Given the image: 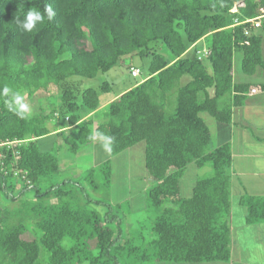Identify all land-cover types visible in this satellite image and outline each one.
I'll list each match as a JSON object with an SVG mask.
<instances>
[{
	"label": "trees",
	"instance_id": "16d2710c",
	"mask_svg": "<svg viewBox=\"0 0 264 264\" xmlns=\"http://www.w3.org/2000/svg\"><path fill=\"white\" fill-rule=\"evenodd\" d=\"M30 10L44 19L26 31L16 20ZM263 41L264 0H0V264L228 263L231 147L210 149L201 115L230 125L233 108L254 88L250 78L262 75L256 88L264 92ZM135 56L149 62L133 86L106 100L100 94L111 91L108 82L81 87ZM126 68L131 76L135 68ZM5 87L22 99L54 88L57 106L48 114L12 111ZM50 136L61 143L43 147ZM97 139L106 160L56 180L57 150L75 155ZM138 144L155 212L154 238L141 246L124 237L115 207L91 196L95 174L109 186L111 158ZM190 165L212 174L197 177L183 198ZM236 207L244 226L264 232V196L243 194Z\"/></svg>",
	"mask_w": 264,
	"mask_h": 264
},
{
	"label": "rangeland",
	"instance_id": "374dc122",
	"mask_svg": "<svg viewBox=\"0 0 264 264\" xmlns=\"http://www.w3.org/2000/svg\"><path fill=\"white\" fill-rule=\"evenodd\" d=\"M240 4L236 3L238 7ZM235 11V10H233ZM205 42L202 45L205 47ZM164 57L170 58L168 51L162 46L159 50ZM262 52L264 57V41L262 45ZM149 59L146 57L139 58L135 56L132 59L125 60L123 65L120 64L114 70L100 73L94 79L84 80L82 88H97L102 82H108L111 85V91L108 94H100L101 100L110 99L115 94L123 89L139 82L146 78L147 66ZM240 54L233 55V72L239 73ZM132 65L139 71L137 78H131L127 66ZM258 78V77H257ZM258 80V79H256ZM57 96L55 89L50 88L46 92L39 91L31 98L22 99L24 105H27V113H44L48 114L50 107L57 106ZM55 106V107H56ZM201 118L206 123L212 139L210 142V149L218 146L214 139V126L216 122L205 114ZM55 118L50 120L54 122ZM55 123L62 127L66 123L64 120L56 119ZM50 125H52L50 123ZM53 143H61L55 138H48L43 142V147L50 148ZM100 144V143H99ZM95 143H88L81 147L75 154H70L66 148L57 150V155L60 161V173L56 180L62 181L66 179H76L85 173L87 169L97 166L102 161L106 160L107 155H97V146ZM104 145V144H103ZM105 146V145H104ZM99 147V146H98ZM45 148V149H46ZM104 155V158H100ZM111 182L109 186L103 184V174L96 173L94 176L97 189L91 196L94 199L102 200L104 203H109L115 207L114 213L122 219V231L125 238L130 239L135 245H142L145 242L151 241L154 236L149 229L152 225L155 212L149 209L147 204L146 192L151 186L149 176L144 171L143 166V147L138 144L126 152L111 158ZM192 171V173H191ZM212 174L209 166H205L202 170H197L194 166L187 167L185 178L209 177ZM186 191H183L184 194ZM184 196V195H183ZM4 202V201H3ZM103 213L104 209L97 208ZM241 227V226H240ZM142 229V233L140 232ZM235 229L232 233L231 242V258L228 263H200V264H264V232L259 225L242 226ZM142 235V236H141ZM142 237V238H141ZM122 264H192V263H175V262H158L148 263L126 258Z\"/></svg>",
	"mask_w": 264,
	"mask_h": 264
},
{
	"label": "crops",
	"instance_id": "0c3cea01",
	"mask_svg": "<svg viewBox=\"0 0 264 264\" xmlns=\"http://www.w3.org/2000/svg\"><path fill=\"white\" fill-rule=\"evenodd\" d=\"M249 81L256 88L263 81V76L256 75ZM216 124L213 131L218 146L229 143L231 147L232 210L230 226L231 233H233L238 227L239 230L242 226L244 227V212L236 207L239 196L243 194L264 196V92L256 88V93L248 94L243 106L233 108L230 125ZM93 143L95 145L100 143L99 147L97 146V155L99 152V154H103L105 142L97 139ZM193 183V178L184 180V176L182 177L180 191L183 198L190 196ZM183 191L186 192L182 194Z\"/></svg>",
	"mask_w": 264,
	"mask_h": 264
},
{
	"label": "clouds",
	"instance_id": "9594fccd",
	"mask_svg": "<svg viewBox=\"0 0 264 264\" xmlns=\"http://www.w3.org/2000/svg\"><path fill=\"white\" fill-rule=\"evenodd\" d=\"M46 11L48 19L51 20L52 17L55 15V13L51 9V6H47ZM43 19V15L38 10H30L26 13L25 19L23 21L17 19L16 24L23 30L31 31L36 26V24L38 22H42ZM3 94L9 97L8 107L10 108V110L16 111L14 105H19L22 109L27 110V105L22 104V97L20 95L13 92L7 87L3 89Z\"/></svg>",
	"mask_w": 264,
	"mask_h": 264
},
{
	"label": "built area",
	"instance_id": "2783aa9c",
	"mask_svg": "<svg viewBox=\"0 0 264 264\" xmlns=\"http://www.w3.org/2000/svg\"><path fill=\"white\" fill-rule=\"evenodd\" d=\"M257 26H258V24H255V27H257ZM205 54H206V52H205ZM131 76L135 77V78L138 77L139 76V71L136 70V69H132L131 70ZM254 93H256V90L253 88V89H251L250 94H254Z\"/></svg>",
	"mask_w": 264,
	"mask_h": 264
}]
</instances>
